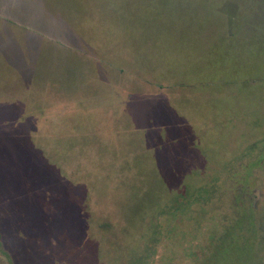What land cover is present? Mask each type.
<instances>
[{
  "label": "rangeland",
  "instance_id": "rangeland-1",
  "mask_svg": "<svg viewBox=\"0 0 264 264\" xmlns=\"http://www.w3.org/2000/svg\"><path fill=\"white\" fill-rule=\"evenodd\" d=\"M0 264H264V0H0Z\"/></svg>",
  "mask_w": 264,
  "mask_h": 264
}]
</instances>
